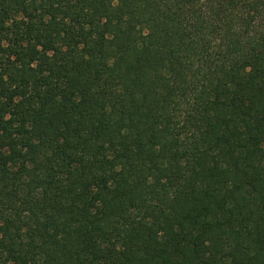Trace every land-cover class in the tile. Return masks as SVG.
Masks as SVG:
<instances>
[{"label": "trees", "instance_id": "1", "mask_svg": "<svg viewBox=\"0 0 264 264\" xmlns=\"http://www.w3.org/2000/svg\"><path fill=\"white\" fill-rule=\"evenodd\" d=\"M0 264H264V0H0Z\"/></svg>", "mask_w": 264, "mask_h": 264}]
</instances>
